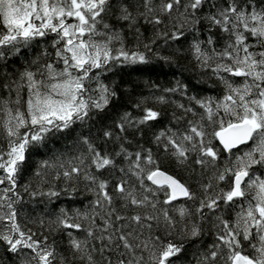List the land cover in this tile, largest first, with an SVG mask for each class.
I'll use <instances>...</instances> for the list:
<instances>
[{
  "label": "snow or ice",
  "instance_id": "obj_1",
  "mask_svg": "<svg viewBox=\"0 0 264 264\" xmlns=\"http://www.w3.org/2000/svg\"><path fill=\"white\" fill-rule=\"evenodd\" d=\"M0 264H264V0H0Z\"/></svg>",
  "mask_w": 264,
  "mask_h": 264
},
{
  "label": "trees",
  "instance_id": "obj_2",
  "mask_svg": "<svg viewBox=\"0 0 264 264\" xmlns=\"http://www.w3.org/2000/svg\"><path fill=\"white\" fill-rule=\"evenodd\" d=\"M35 54L34 52L32 53ZM24 55H28V51L24 52ZM133 78L135 81V85L138 89L145 90L144 81H156L158 83H165L168 81H172L175 79H185L190 84L195 85L197 82L196 73L191 64L188 63L187 60L181 58L177 65L174 66H167V65H159L155 66L154 70L151 72H147L142 76H137V74H133ZM65 141H56L49 144L50 149H60L62 150V145ZM44 153L43 150L41 151L40 155L36 156L35 159L39 160L43 157ZM66 197H62L61 200H66ZM76 201H81L84 199L83 196L77 194L75 196ZM79 206V205H77Z\"/></svg>",
  "mask_w": 264,
  "mask_h": 264
}]
</instances>
